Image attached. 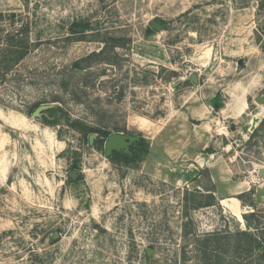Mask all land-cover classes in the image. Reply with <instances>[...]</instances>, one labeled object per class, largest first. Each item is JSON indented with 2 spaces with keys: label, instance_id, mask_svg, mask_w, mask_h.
Instances as JSON below:
<instances>
[{
  "label": "rangeland",
  "instance_id": "rangeland-1",
  "mask_svg": "<svg viewBox=\"0 0 264 264\" xmlns=\"http://www.w3.org/2000/svg\"><path fill=\"white\" fill-rule=\"evenodd\" d=\"M261 4L0 0V264H264ZM253 211L260 249L209 241Z\"/></svg>",
  "mask_w": 264,
  "mask_h": 264
},
{
  "label": "trees",
  "instance_id": "trees-1",
  "mask_svg": "<svg viewBox=\"0 0 264 264\" xmlns=\"http://www.w3.org/2000/svg\"><path fill=\"white\" fill-rule=\"evenodd\" d=\"M261 1H262V4L260 5V7H264V0H261ZM76 25H80V24L76 23ZM83 26L89 27L90 24L87 23L86 25H83ZM83 28H85V27H83ZM149 31H154V28L152 26H150ZM39 105H41V103H35L32 106V108L35 110ZM48 110L52 114L49 116L46 115V117H47L46 123L50 124V125L56 124L58 122V119L55 117L56 116L55 113H57L58 109L51 107ZM72 125L74 127L78 128L79 130H82L87 136H89L91 133H99L101 136V138L98 141L99 146H103V144L105 143V140L111 134V132H109L107 129L100 128V127L87 126V125H84L79 120L73 121ZM137 143H139V141L136 142V144ZM139 151L140 150H138V149H131V153H133V155H130V153H126V152H122V151H116L114 153L115 154L114 157L118 158L117 160L120 163L122 162V163L130 164L134 160V158H136ZM208 198H209V200H207L205 204L206 205L214 204L215 198H214V195L212 193H210ZM200 205L201 204H198L197 206H200ZM255 216H256L255 211L251 212L250 214L246 213L244 215V217L246 219V224H247L246 229H238L237 231H235L234 234H222L221 233L219 235V233H215V234L211 235V236H213L212 237L213 239L209 240V241L214 240L213 241L215 243L214 247H217V248H231V247H233L234 251H236L237 253L240 252V254H247V253H251V252H254L255 250L260 249V247L263 243L262 237H261V235L255 233V231L253 229L257 228V232H259L261 227H260V222L258 221V219L252 220V218H254ZM202 247H203V250H206L207 244L205 243V246H202ZM206 261H207V259H206Z\"/></svg>",
  "mask_w": 264,
  "mask_h": 264
},
{
  "label": "water",
  "instance_id": "water-1",
  "mask_svg": "<svg viewBox=\"0 0 264 264\" xmlns=\"http://www.w3.org/2000/svg\"><path fill=\"white\" fill-rule=\"evenodd\" d=\"M151 26L155 30H160L161 29V24L158 21H152ZM257 101L263 102L264 100H261L260 97H257ZM51 108V105L48 104H41L39 105L33 112V115L36 117H39L43 114V112L47 109ZM95 137V134L92 133L90 134V141L93 142ZM140 140V137L137 135H130V134H125L123 132H114L111 133L108 138L106 139L105 142V153L107 156L112 155L114 151H122V152H129L130 147L132 144L136 143L137 141ZM81 173L80 170H71L70 175L73 178H76L78 174ZM260 177H264V169H261L259 171ZM58 235V232H56V237ZM152 249H149V253H152Z\"/></svg>",
  "mask_w": 264,
  "mask_h": 264
},
{
  "label": "flooded vegetation",
  "instance_id": "flooded-vegetation-1",
  "mask_svg": "<svg viewBox=\"0 0 264 264\" xmlns=\"http://www.w3.org/2000/svg\"><path fill=\"white\" fill-rule=\"evenodd\" d=\"M96 135V134H95ZM94 141V140H93ZM91 142V141H90ZM105 142H106V140H105ZM138 142V141H137ZM91 143H93V142H91ZM132 147H133V145H131V148H130V151L129 152H126V153H130L131 154V149H132ZM116 151H114L113 153H112V156H114ZM72 170H80L79 168H76L75 167V169H72ZM81 171V170H80ZM78 175H80V173L78 174Z\"/></svg>",
  "mask_w": 264,
  "mask_h": 264
},
{
  "label": "bare ground",
  "instance_id": "bare-ground-1",
  "mask_svg": "<svg viewBox=\"0 0 264 264\" xmlns=\"http://www.w3.org/2000/svg\"><path fill=\"white\" fill-rule=\"evenodd\" d=\"M235 211H236V209H235Z\"/></svg>",
  "mask_w": 264,
  "mask_h": 264
}]
</instances>
